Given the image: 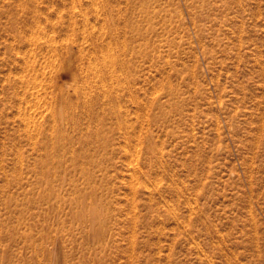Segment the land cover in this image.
<instances>
[{"label":"rangeland","instance_id":"rangeland-1","mask_svg":"<svg viewBox=\"0 0 264 264\" xmlns=\"http://www.w3.org/2000/svg\"><path fill=\"white\" fill-rule=\"evenodd\" d=\"M0 264H264V0H0Z\"/></svg>","mask_w":264,"mask_h":264},{"label":"bare ground","instance_id":"bare-ground-1","mask_svg":"<svg viewBox=\"0 0 264 264\" xmlns=\"http://www.w3.org/2000/svg\"><path fill=\"white\" fill-rule=\"evenodd\" d=\"M119 17V16H118ZM110 20V19H109ZM113 24V23H112ZM104 28V27H103ZM106 32V31H105ZM108 34V33H107ZM104 35V34H103ZM106 35V34H105ZM103 49V48H102ZM107 49V48H106ZM104 50V49H103ZM109 51V50H108ZM113 51V50H112ZM111 54H112V52H111ZM98 58V57H97ZM110 58V57H109ZM111 59V58H110ZM97 60V59H96ZM114 60V59H113ZM112 60V61H113ZM101 61V60H100ZM107 62V61H106ZM110 62H111V60H110ZM95 63V62H94ZM98 63V62H97ZM124 63V62H123ZM96 64V63H95ZM108 64V63H107ZM98 65V64H97ZM110 65V64H109ZM93 66V65H92ZM106 67V66H105ZM91 68V67H90ZM97 68V67H96ZM95 68V69H96ZM98 68H100V67H98ZM113 69V68H112ZM106 70V69H105ZM114 72V71H113ZM102 73H104V72H102ZM101 73V74H102ZM97 74V73H96ZM112 74V73H111ZM107 76H109V75H107ZM105 93V92H104ZM107 96V95H106ZM96 98V97H95ZM83 110V109H82ZM91 111V110H90ZM92 112V111H91ZM35 126V125H34ZM38 128V127H37ZM40 131V130H39ZM52 131V130H51ZM57 140V139H56ZM60 148V147H59ZM60 151V150H59ZM94 215V214H93Z\"/></svg>","mask_w":264,"mask_h":264}]
</instances>
